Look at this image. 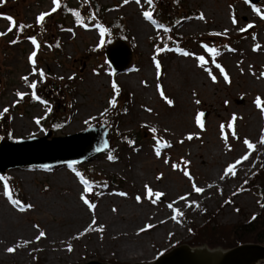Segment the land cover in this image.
Masks as SVG:
<instances>
[{
    "label": "rangeland",
    "instance_id": "374dc122",
    "mask_svg": "<svg viewBox=\"0 0 264 264\" xmlns=\"http://www.w3.org/2000/svg\"><path fill=\"white\" fill-rule=\"evenodd\" d=\"M60 1L0 0V119L8 121L0 125V136L15 141L43 137L49 129L51 137L73 135L117 110L113 131L132 139L128 145L116 141L81 164L104 179L93 193L79 176V164L8 171L20 198L14 203L0 179V209L3 204L11 221L0 229V264H29L38 257L43 264L151 262L171 247L193 245V228L202 226L209 212L220 224L245 223L260 212L257 190L240 187L264 168V0H179L175 11L197 15L178 26L166 24L171 32L144 15L158 0H96L101 19L120 21L123 28L117 31L129 33L131 66L119 73L105 58L109 39L103 27L79 25L80 17L67 10L62 16L56 12ZM82 1L69 4L81 7ZM168 33L185 39L163 47ZM214 36L221 39L217 50L208 45ZM40 83H46L43 90L52 103L29 99ZM254 116L258 128L251 133ZM242 145L249 149V164L229 169ZM197 149L206 163L196 157ZM78 205L85 212L74 221ZM103 205L105 215L99 213ZM128 208L146 217L133 219L123 234L109 221ZM161 214L172 222L158 239L157 227H147L154 224L151 216ZM172 225L179 230L171 232ZM40 232L45 235L36 239ZM122 236L132 243L141 239L146 253L123 252Z\"/></svg>",
    "mask_w": 264,
    "mask_h": 264
},
{
    "label": "water",
    "instance_id": "95a60500",
    "mask_svg": "<svg viewBox=\"0 0 264 264\" xmlns=\"http://www.w3.org/2000/svg\"><path fill=\"white\" fill-rule=\"evenodd\" d=\"M108 60L118 70L125 69L132 52L122 40L110 46L106 52ZM108 146L105 126L89 128L85 132L66 137L31 139L0 144V173L7 168L23 165L55 166L65 162H82L90 159ZM264 262V244L244 243L222 249L207 246L191 247L181 245L159 256L155 261L130 264H259ZM80 264H112L91 260Z\"/></svg>",
    "mask_w": 264,
    "mask_h": 264
},
{
    "label": "trees",
    "instance_id": "16d2710c",
    "mask_svg": "<svg viewBox=\"0 0 264 264\" xmlns=\"http://www.w3.org/2000/svg\"><path fill=\"white\" fill-rule=\"evenodd\" d=\"M163 5L167 6L168 9L163 8ZM159 7L160 8L157 10V15L164 21L172 22L174 21L175 17L179 16V14L180 16L186 14V12H184L185 10H180V13L179 10L175 11L177 9V0H162L160 1ZM181 11L183 12L181 13ZM110 27L118 30L123 28V24L121 22H114L110 25ZM124 33L125 30H120L118 35L121 37H126V34ZM108 119L113 121L114 116L110 115ZM114 122L115 121H113V123ZM83 174L84 178L87 180L95 179L97 183H103L104 181V179L102 181L93 170L85 169L83 170ZM250 180L252 185L258 189V193L263 196L264 201V168L259 172H256L253 177L250 178ZM193 229L195 237L192 241L193 245L207 243L211 247L218 245L223 247H232L247 241L264 243V205L259 214H257L248 222L239 224H219L215 221L213 216L204 225ZM30 264H43V262L41 259H36L35 262Z\"/></svg>",
    "mask_w": 264,
    "mask_h": 264
},
{
    "label": "bare ground",
    "instance_id": "6f19581e",
    "mask_svg": "<svg viewBox=\"0 0 264 264\" xmlns=\"http://www.w3.org/2000/svg\"><path fill=\"white\" fill-rule=\"evenodd\" d=\"M263 37H264V32H263ZM132 82H133V80H132ZM191 93L194 94L196 97H198L197 96L198 95V92H196V91L193 90ZM256 118L257 117L254 116V118H252L250 120V124H251L250 131H251V133H253L254 131H256L257 128H258L257 127L258 126V123H257ZM195 153H196V157L201 158L203 164L206 163V161H205V154L201 150L197 149L195 151ZM249 154H250L249 149L245 148L244 145L239 146L237 148V151H236V158H235V160L231 164H229V166H231V167H228V168L229 169H233V168L239 169L242 166H246L250 162ZM215 155L216 156H220L218 152H216ZM199 189H201V188H199ZM202 191H204V190H202ZM202 191H199V192L202 193ZM106 202H105V204H106ZM1 207H2V209H0V229L4 225H10V222H11V221H6V219L7 218L10 219V217L7 216V215H9V213H6L5 210H4V207L5 206L3 204H1ZM77 210H78V213L75 214V216L73 217V220L74 221H76V220L80 221L79 218L83 217L81 214L85 212L84 208L82 206H80V205L77 206ZM106 210L107 209H106L105 205H103V206L100 207L99 213L101 215H105ZM140 213L137 216V212L135 210H131V208L130 209L128 208L126 210L119 209L117 211V213H116V216L118 217V219L113 220L110 217V221H109L110 224H111L110 226H112L116 230H120L121 233L125 234V229L128 228V226L130 225V223L133 222V219L138 222V221H140V220H142L143 218L146 217L145 213L142 212L141 215L142 216L144 215V216L141 217V218H139L141 216ZM149 219H151L154 224H152L150 227H147V229L148 230H151L152 228H155V226H156L157 227L156 237L158 239L162 236V234L164 233L165 229L167 228L168 222H172V220H171L172 218L169 217V216H167V215H164V214H161L160 216H157L156 215L154 217L151 216V218H149ZM3 221L5 223H3ZM124 226H125V228H124ZM169 226H170V224H169ZM142 229L139 228L138 230L139 231H144L145 230V228H142ZM169 230L171 232H176V231L179 230V228H173V225H172V227L169 228ZM109 234L111 235L112 233H109ZM121 238H122V246H123L122 251L123 252H126V251L127 252H129V251L130 252L131 251H133V252L134 251H140L142 253H146L147 248L145 247V245L143 244V242L141 241V239L138 240V242H136V243L135 242L132 243V242H129L126 237H123L122 236L119 239H121Z\"/></svg>",
    "mask_w": 264,
    "mask_h": 264
},
{
    "label": "snow or ice",
    "instance_id": "6c2138e0",
    "mask_svg": "<svg viewBox=\"0 0 264 264\" xmlns=\"http://www.w3.org/2000/svg\"><path fill=\"white\" fill-rule=\"evenodd\" d=\"M125 2H127V0H125ZM149 2H151V0H149ZM53 3H57V0H53ZM137 3H139V0H137ZM59 6V5H58ZM44 15H46V14H41V16H39L38 18H37V21L39 22L40 20H42L43 19V17H44ZM144 15H145V17H148V18H150V14L149 13H147V12H145L144 13ZM77 18H78V20H79V15L77 14ZM201 19H203V16H201L200 17ZM8 19H11V18H8ZM0 35H3L2 33H0ZM32 42L35 44L36 43V41H35V39L34 38H32ZM201 59H203V58H201ZM157 68H159V64H157ZM262 75H264V73H262ZM225 79H227V77L225 76ZM34 86V85H33ZM115 86V85H114ZM168 102V104L169 105H171L172 104V101L171 100H168L167 101ZM197 103H199V101H197ZM257 104L259 105V98H257ZM5 111H6V109H5ZM197 123H199V116L197 117ZM153 131H155V129H153ZM245 143H247V141H245ZM252 147V145H250L249 144V148H251ZM157 155H159V152H157ZM229 167H231V166H229ZM6 187V186H5ZM197 192H199V191H202V189H199V188H197V189H195ZM121 195H124V193H121ZM155 195H156V197L158 198L160 195H161V193H155ZM136 199H137V201H139V199H140V197H136ZM14 203H18V201H14ZM84 203L85 204H88V201L87 200H84ZM153 203H155V201H153ZM89 207H93L92 205H88ZM28 207H30V205L28 206ZM21 210H23V209H21ZM101 228H102V226H101ZM98 230H101V229H98ZM143 230V229H142ZM45 234L43 233V232H40L39 233V235L36 237V239H40V237H42V236H44ZM69 250H70V247H69ZM7 251L8 252H13V248H8L7 249Z\"/></svg>",
    "mask_w": 264,
    "mask_h": 264
}]
</instances>
